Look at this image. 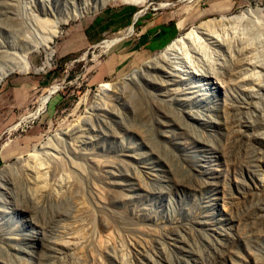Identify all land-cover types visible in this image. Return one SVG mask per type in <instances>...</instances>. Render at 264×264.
Masks as SVG:
<instances>
[{"label":"rangeland","instance_id":"374dc122","mask_svg":"<svg viewBox=\"0 0 264 264\" xmlns=\"http://www.w3.org/2000/svg\"><path fill=\"white\" fill-rule=\"evenodd\" d=\"M263 8L264 0H0L2 68L14 67L11 53L28 50V63L41 69L16 70L0 83V169L35 152L47 160L35 149L77 123L80 131L68 141L112 166L102 173L58 155L48 160L56 168L45 185L41 174L9 179L10 199L0 202V264H264V71L229 54L221 85L185 76L192 92L185 105L186 97L172 92L181 86L162 72L124 81L166 47L144 45L165 24L177 30L170 44L213 21L215 30H237L240 47L264 61ZM244 10L250 14L241 22L221 21ZM55 27L54 56L45 66L35 37ZM114 53L120 64L109 71ZM104 83L117 85L124 107L109 94L116 107L102 108L108 100L96 95ZM172 98L180 105L164 103ZM55 173L71 181L55 188Z\"/></svg>","mask_w":264,"mask_h":264},{"label":"bare ground","instance_id":"6f19581e","mask_svg":"<svg viewBox=\"0 0 264 264\" xmlns=\"http://www.w3.org/2000/svg\"><path fill=\"white\" fill-rule=\"evenodd\" d=\"M122 1H124L125 3H128V4H135V5H139V6H145V4L147 2V0H122ZM249 12H250V10H244V11H241L237 15H233V16H229V17H222L221 21H223V22L228 21L229 23H230V21L231 22L232 21H235V22L240 21L241 22L242 20L247 18L246 13L250 14ZM261 12H264V8L261 10ZM76 16H79V15H76ZM215 23H219V21H217V22L215 21ZM212 26H213V21H210V20L206 21V22H201L200 25L193 26L185 34L179 35L170 44H168L164 49L153 54L151 59L148 60V62L146 63V65L143 68L134 71L131 75H129V77L127 79H124V81H126L127 84L131 85L133 83L134 84L137 83V81L140 80V77L142 75H145V73L149 72V70H154L155 72L156 71L162 72V77L168 78L170 81L176 82L175 83L176 85L181 86L179 88H175L174 90H172V92H173L175 97L176 96L186 97V99H182L183 100L182 103L185 105L187 103L186 100L191 99V94H192L190 89L187 88L188 78H186L185 76H187L189 74H194V76H196V77L205 78L207 80H210V82H212L214 84L216 82V84L221 85L222 80L219 77L220 76L219 70L224 68L223 67L224 66L223 58L225 59V57L229 54L233 58L236 53H241L243 56V62H246L247 64H251L253 67L256 66L261 71H264V61L256 60L254 56H252L251 54L246 52L247 48L244 49V47H242V48L240 47L241 38L237 35V33H236L237 30L234 31L236 34L234 32H232V35H230L226 31L229 29V27H228V29L227 28L224 29L225 27L224 28L222 27L221 28L222 30H215L216 28L215 27L213 28ZM233 28L235 29L236 27H233ZM232 29H231V31H232ZM132 32H133V30H132V28H130L125 33V35L129 36L130 34H132ZM58 33H59L58 28L55 27L49 35H47V36L46 35L45 36L39 35V36L35 37V40H36L35 41V43H36L35 48L37 50L43 49L46 52V59H45V63H44L45 66H49L51 64V60L54 56V51L51 50V45L53 44L55 38L58 37V35H59ZM119 40H120V37L105 41V43H104L105 48H113ZM245 47H248V46H245ZM15 52L10 54V56H12L11 58L16 60V63L14 64L13 68H11L12 67V65H11V67H9L10 69L5 71L2 68L1 63H0V83L9 73H12L16 70H21L22 72H25V73H27L31 70H34L35 72L41 71V69H35L28 63L27 58H29L28 56L31 54V52H29L28 50L24 51L23 53L22 52L19 53L20 51L16 52V53ZM240 65H243V63ZM229 73H230V76H235V74L233 72H229ZM244 79L246 80L247 78H244ZM170 83H172V82H170ZM163 84H164V82H163ZM194 87H197V86H194ZM192 88H193V86H192ZM128 89H130V86H128L127 90ZM134 89H135V87H134ZM118 91H119V89L117 88V85H115V84L104 83V84L99 86V88L97 90V95H96L97 100H100V101H102L103 99L108 100V103L105 104V106L102 108H105L106 106H108V108L114 109L116 107L114 101L110 99L112 97H117V99H120L122 101L121 102L122 105L120 104V106H117V107H120V108L124 107V104H126V102L123 100V94L121 96L120 93H117ZM53 92H55V89H53ZM109 94H113L112 97H109L108 96ZM164 96H167V95H164ZM121 97H122V99H121ZM49 99H50V94H49V96L47 95V96L42 98L40 108L38 109L36 115L44 108V106L48 103ZM107 100H106V102H107ZM192 100H193V98H192ZM257 101H260V100H257ZM147 102L149 103V105L151 107H153V105H156V103H154L152 101V97H148ZM164 103L165 104L169 103L171 106L175 105L176 103L178 105H180L179 100L177 98H172L168 101H165ZM249 104H251V103H249ZM93 105H95V104H93ZM114 105H115V107H113ZM101 106H102V104H98V105H96V108L97 109L101 108ZM175 107H177V106H175ZM251 107H253V106H251ZM157 108H158V106H156V110H157ZM257 108H258V106H256V108L253 107V109L259 110ZM104 110H106V109H104ZM177 111H178V113H181V114H179L180 116H182V113L183 114L186 113L185 109L184 110L183 109H177ZM232 112H230V113H232ZM259 112H260V110H259ZM122 113L121 114L119 113L120 115H118V116H121L122 118H124L123 117L124 113L123 114ZM189 113H191V112H189ZM88 115H89V113H88ZM94 115H96V117L100 118V120H101V118H104L102 115H100V112H98V113L95 112ZM155 118H157V117H155ZM78 122H80V121H78ZM84 123H86V122H84ZM244 123H245V119H244ZM78 124L79 123H77L78 128H77V126L73 125L72 127L66 129L65 131H61L59 134H57V133L55 134L56 135L55 140L57 141V143L56 142L55 143L58 145L53 144L55 140L53 141L52 140L53 138L52 139L50 138L53 141V143L51 142V140H48L46 143H43L40 146V149H35V151H37V152L40 150V151H42L41 153L46 154L47 160H43L41 158V156L35 152V153L29 154V156L27 158L18 159L19 161L17 163H13V164L6 165V166L2 167L0 169V195H2L4 197V199L3 200L0 199V202L7 204V202L10 199L9 196H5V194L8 193L7 192V183L9 181V179H11L12 177H15V176L21 177L20 175L25 173V172H27V173L29 172V174H37V176L39 174H41V175H39V176H41L39 178H42V175H45L44 176V185H45L48 182V177L50 176L49 174H51L52 169L56 168V166H54V168H52V164H50L51 162L48 160H51V158L55 159V157L58 155L59 156L60 155L65 156V159L68 161H71V162H72V160H75V159L76 160L82 159V160L86 161L87 163H89V166L91 168L99 170L100 172L102 171V173L105 172L107 169L110 170V168L112 166L109 167V165L107 163L106 164L102 163V161L97 158L98 154L94 153L95 151L92 152V151L86 150V149L75 148L76 145H74V142H73V144H71L72 142L70 143V141H68V139L71 140V137H75L76 134L79 133L80 128H81V127H79V125H81V124H79V125ZM60 136H62V137L60 138ZM76 140L79 141L80 139H75V141ZM86 141L87 140H85V142ZM80 143L81 144L84 143V138L81 139ZM127 158H128V156H127ZM56 159H57V157H56ZM57 164L60 165L59 162H57ZM59 172L57 171V173H59ZM55 175L57 176L58 174L55 173ZM80 175H82V174H80ZM84 175H86V174H84ZM67 176H69V175H67ZM58 177H59V175H58ZM69 178L70 177H68V178L66 177V173H65V176L62 175L58 179L55 180V185L53 184V186L55 188H61L67 182H69V180L71 179V178L70 179ZM104 178L105 177L101 178L102 180H99V181L103 182ZM96 179H97V177H96ZM39 180H42V179H39ZM104 184H105V181H104ZM48 185H51L50 187H52L51 183L50 184L48 183ZM48 185H46V186H48ZM93 189H94V191H96V187H94ZM8 191H10V190L8 189ZM101 206L102 205H100V207ZM1 211H2V209L0 207V213H1ZM151 236L155 237V234L152 233ZM88 257L89 256H87V258Z\"/></svg>","mask_w":264,"mask_h":264},{"label":"trees","instance_id":"16d2710c","mask_svg":"<svg viewBox=\"0 0 264 264\" xmlns=\"http://www.w3.org/2000/svg\"><path fill=\"white\" fill-rule=\"evenodd\" d=\"M131 10L130 12L132 13L131 8L126 9ZM159 31V32H158ZM177 33L176 28L172 27L169 28L167 26H161L155 30L150 31L149 36H151L150 43L147 44V48L150 50H157V49H162L165 47L166 42L169 41V39L172 36H175ZM1 158H0V166H1Z\"/></svg>","mask_w":264,"mask_h":264},{"label":"crops","instance_id":"0c3cea01","mask_svg":"<svg viewBox=\"0 0 264 264\" xmlns=\"http://www.w3.org/2000/svg\"><path fill=\"white\" fill-rule=\"evenodd\" d=\"M165 25H166V24H165ZM165 25H163V26H165ZM158 32H159V31H158ZM150 39H151V36H149V35H146V36H145V40H146V41L144 42V45L146 46V48H147V44L150 43ZM171 42H172V41H171ZM171 42H170V43H171ZM167 43H168V41L166 42V45H165V46L168 45ZM123 45H124V44H122L121 46H123ZM148 50H150V49H148ZM157 50H158V49H157ZM150 51H153V50H150ZM116 52H118V51H116ZM115 54H116V53H114V54L111 56V57H112V60L109 61V63H108V66H107V67H108V70H109V71H114V70L116 71V69H115L116 66L120 64V63H117V64L114 63V59H115V58L118 59V62H119V58H120V57L116 56Z\"/></svg>","mask_w":264,"mask_h":264}]
</instances>
